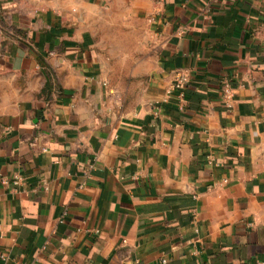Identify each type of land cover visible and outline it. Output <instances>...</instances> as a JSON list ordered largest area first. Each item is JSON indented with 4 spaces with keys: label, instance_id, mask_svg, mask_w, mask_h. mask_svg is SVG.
<instances>
[{
    "label": "crops",
    "instance_id": "1",
    "mask_svg": "<svg viewBox=\"0 0 264 264\" xmlns=\"http://www.w3.org/2000/svg\"><path fill=\"white\" fill-rule=\"evenodd\" d=\"M164 258L264 264V0H0V264Z\"/></svg>",
    "mask_w": 264,
    "mask_h": 264
},
{
    "label": "built area",
    "instance_id": "2",
    "mask_svg": "<svg viewBox=\"0 0 264 264\" xmlns=\"http://www.w3.org/2000/svg\"><path fill=\"white\" fill-rule=\"evenodd\" d=\"M185 80H186V78L184 77V76H180L178 79H177V81L175 82V84L173 85V90L174 89H181L182 88V86L184 85V83H185ZM224 91H225V93L228 95V96H230V94H231V86L229 85V84H226V86H225V89H224ZM14 182L15 183H18V179L16 178L15 180H14ZM163 263H166V264H169V262H168V260L166 259V258H164L163 260Z\"/></svg>",
    "mask_w": 264,
    "mask_h": 264
},
{
    "label": "rangeland",
    "instance_id": "3",
    "mask_svg": "<svg viewBox=\"0 0 264 264\" xmlns=\"http://www.w3.org/2000/svg\"><path fill=\"white\" fill-rule=\"evenodd\" d=\"M1 32H3V33L5 32L4 26H2Z\"/></svg>",
    "mask_w": 264,
    "mask_h": 264
}]
</instances>
